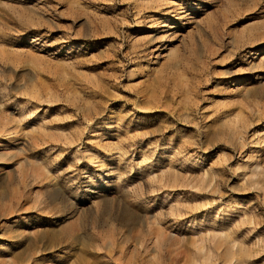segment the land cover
I'll list each match as a JSON object with an SVG mask.
<instances>
[{
    "label": "rangeland",
    "instance_id": "obj_1",
    "mask_svg": "<svg viewBox=\"0 0 264 264\" xmlns=\"http://www.w3.org/2000/svg\"><path fill=\"white\" fill-rule=\"evenodd\" d=\"M0 264H264V0H0Z\"/></svg>",
    "mask_w": 264,
    "mask_h": 264
}]
</instances>
